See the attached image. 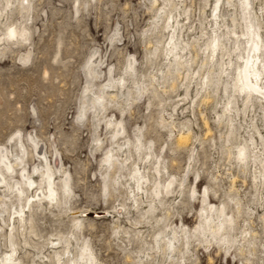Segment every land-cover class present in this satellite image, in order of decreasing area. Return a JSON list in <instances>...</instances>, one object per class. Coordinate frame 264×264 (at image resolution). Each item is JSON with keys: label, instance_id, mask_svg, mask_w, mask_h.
<instances>
[{"label": "rangeland", "instance_id": "374dc122", "mask_svg": "<svg viewBox=\"0 0 264 264\" xmlns=\"http://www.w3.org/2000/svg\"><path fill=\"white\" fill-rule=\"evenodd\" d=\"M153 1L0 0V37L4 38L0 46V148L11 151L13 160L17 154L25 153L24 165L31 173L35 166L44 164L41 159L44 156L52 165L57 161L61 174L64 171L69 174L72 191L62 205L33 208L35 235L18 237L20 264H52L45 256L61 252L62 244L68 241L74 254L82 242H88L98 264H264V187L255 185L256 169L248 158L240 156L247 169L236 162L235 148L242 142L240 135L249 139L251 128L246 125L253 115L264 135L263 111L256 108L246 117H237L243 128L238 124L233 136L225 118L219 117L224 93L207 102L202 99L207 94L203 90L199 97L195 95V84L207 78L208 66L203 63L202 49L211 33L209 14L214 0H173L170 4ZM253 2L255 25L264 38V0ZM226 9L229 14H236L237 8ZM168 13L182 17L185 25L182 34L189 41L190 56L193 59L198 56L188 70L190 74L181 70V76L173 73L158 84L153 75H158L159 69L166 70L162 47L167 32L163 33L161 25L153 27L156 19H163ZM237 21L235 25L229 24L240 35L242 21ZM10 26L15 28L12 36L8 33ZM94 52L98 56H92ZM91 57L93 61L99 57L101 64L90 65ZM129 62L133 65L126 78L139 81L142 93H134L137 88L130 83L132 97L128 103L119 98L108 99L105 109L101 108V114L95 117L92 108L95 95L109 80L123 75ZM87 86L89 92L85 91ZM110 119L122 121L124 136L132 142L134 161L138 162V154L133 147L140 140L143 158L150 146L154 159L158 156L162 165L160 177L150 169L151 182L146 184L150 188L147 201L156 204V209L145 203L134 207L127 187L114 183V179L122 183L128 179L129 168L105 169V154L117 147L110 143L113 131L108 127ZM182 133H190L187 145L178 140ZM255 136L261 144L259 135ZM240 148L243 150V145ZM17 170L7 178L11 186L21 181ZM182 178L185 184L178 193ZM172 180L176 182L172 184ZM158 181L162 191L159 197L153 189ZM3 192L5 198L0 203L5 201L7 209L1 204L0 211L8 219L9 211L13 212L18 202L8 189L0 188V194ZM204 201L216 206L227 203L232 223L236 220V236L245 226L251 232L245 247L233 246L225 253L219 243L205 242L199 235L190 238L189 247H180L178 256L184 259L181 263H172L163 253H155V240L161 232L170 234L182 224L191 231L197 229L196 214ZM234 201H240L242 211L238 215V202ZM106 210L115 217L80 218L75 214ZM59 240L63 242L61 245H52ZM4 246V236L0 235V253L6 250Z\"/></svg>", "mask_w": 264, "mask_h": 264}, {"label": "bare ground", "instance_id": "6f19581e", "mask_svg": "<svg viewBox=\"0 0 264 264\" xmlns=\"http://www.w3.org/2000/svg\"><path fill=\"white\" fill-rule=\"evenodd\" d=\"M171 1L173 0H163L165 4H170ZM153 2H158V0H154ZM253 4V0H214L211 14H209V17H211V20L209 21L211 33L208 37V41H206L205 43L204 49H202V54L204 55L203 63L204 65L208 66V70L206 73L207 78L205 82L196 83V91L194 90L196 96L200 94V90H203L205 93H207L204 98L202 97L204 102L209 101L218 93H224L225 99L221 103L222 113L219 115V117L225 118V124L231 127V131L230 129L229 131L233 136H235L236 132L238 131L237 125L239 124V126L242 127L239 122L237 123V117H241V115L246 117L248 116L249 111L251 112L252 110L254 112L256 108H260L263 111L264 117V38L259 32L258 27L255 25L256 13L252 10ZM10 5H8L7 7H9ZM227 6H233L237 9L239 8L240 10L236 9V12H234L236 14L232 15V12L231 14L227 12ZM25 10L27 9L25 8ZM3 11L5 10L3 9ZM1 12L2 11L0 10V13ZM25 14H27V12ZM237 19L242 21V31L240 32V35L235 34V30L233 31L234 28L232 29V25L229 24V22H231L232 24L238 22ZM160 21L163 22L160 24ZM159 25H161L160 27H162L163 33L164 31H166L167 33L165 35L166 39H163L165 41L163 42L164 44L162 47V55L165 60L166 70L163 71L162 69H159V74L153 75V78L158 82V84L164 82L166 78L170 77L173 73L181 76V70L188 71L190 66L195 63V59L198 56L197 54L195 55V57L193 56L195 59L190 56V51H188L189 41L186 42L184 40L185 38L183 37L182 32L185 25L183 24V20L180 15L177 16L170 13L163 19H156L153 28L155 29ZM13 28L14 27L10 26L8 31V33L10 32L11 36ZM3 39L4 38L1 36L0 46L3 45ZM193 44L195 45V43ZM195 50L196 49H194V51ZM96 55L98 56L97 52H94L92 56L96 57ZM233 57L236 58V61L233 60ZM100 61L101 60L99 57L95 61H93L91 57L90 65L98 67V63L101 64ZM132 65V62H129L124 69L123 75L117 78V80H109L108 83L103 86L102 91L99 94L95 95L92 107L95 117L99 116L100 111L105 109L108 99L117 100L119 98L122 102L128 103V101H130L132 97V88L129 87L130 83H132L134 87L137 88L134 93H142V90L138 89L140 88L138 87L140 85L139 81L134 80L133 82H131L126 78L132 68ZM217 67L218 72L216 71ZM94 74L95 76L98 75V71L95 72V69ZM190 78L191 76L189 77V79ZM224 78H226V80H224ZM191 79L193 80V78ZM191 79L189 82H192ZM89 90L90 88L89 86H87L85 91L89 92ZM120 91L123 93L122 95L119 94ZM250 120L251 123L249 125H246V127L251 128L249 129V139L243 138L240 135L243 143L239 141L240 143H237L238 145L236 144L237 146H235V148L237 149L236 153H238L236 162H238L243 169H247V163H244L245 161L243 162L240 156L244 155L246 158H248V161L251 162L250 164H252V167L256 169V171L254 170L255 175L253 177L256 182H254L255 185L259 187L262 185V187H264V135L261 133L256 117L253 115ZM239 121L241 122V120ZM108 127L113 129L110 136L112 141L110 142L111 146L115 145L117 147L110 148L105 154V169L114 170L117 167L121 169L129 168V178L124 180L123 183L119 179H114V183L122 184L124 187H127L126 189L130 197L129 199H131V204L134 207L137 208L145 203L148 204L151 209H156V204H151L152 202H148V192L150 188L148 187V190L146 186L148 182H151L149 181L148 176L149 170H153L159 177L162 170V165L158 159V156L156 157V159H154V155L151 152V149L153 147H148L146 156L143 158L140 155L139 151L141 147V140L140 143L134 145L133 148L136 149L135 151L138 154V162H136L133 160V154L131 150L132 142L129 138L124 136L125 128L122 121L110 119L108 120ZM189 131L191 132L190 129ZM136 132H138L137 129ZM256 133L261 139V144H259V142L257 141L258 138L256 139ZM189 135L190 133L179 134V142L183 145H187ZM134 136L137 137V133H134ZM121 139L123 140L122 144L119 143ZM241 145H243V150H241L240 148ZM21 151L24 152L23 145H21ZM119 152H122L121 156H119ZM10 156H13L11 151L4 147L0 148V188L8 189L11 192V196L13 195L18 202V205L14 206L13 212L10 209L9 213L6 212L9 216L8 219L2 217L3 211H0V235L4 236V247L6 249L3 253H0V264H20L22 262L19 256L18 240L20 238L18 239V237L21 236L25 238L28 234L35 235L31 219V211L33 210V208L35 206L43 205H62L66 203L68 195L70 194V192H72L69 181V174H67L66 171L61 174V166L58 165L57 161H54V165H52V162L48 163L47 158L44 156L43 158H41L44 164L41 163L40 166H35L33 168V173H31V171H28L26 166L24 165L23 159L25 153L22 156H19V154H17L18 157L15 160L10 158ZM16 168H18L17 171L19 172V178L21 179V181L11 186L7 183V178L12 177V175L16 172ZM58 174L59 176H57ZM35 177H39L40 180L37 181ZM105 177H107L106 174H104V178ZM171 182L173 184L176 181L172 180ZM184 184L185 178H182L178 182V193L182 192ZM105 185L107 187V184ZM14 187H16V190H13ZM153 189L155 191V196L159 197L162 193L159 181L158 185H156ZM207 194L208 193L206 192V195ZM1 198H5L4 192L0 194V200ZM203 198H205V195ZM3 202H1L0 205L2 204L4 206ZM159 202H161V199L159 200ZM234 202H238L236 204L237 206L235 205L237 207L236 215H238V213L240 214L242 211L240 201ZM96 212L97 211H94L93 213ZM103 212L106 215L115 217V215L111 211L106 210ZM116 212L120 213L119 210ZM73 213L74 212H70L69 214ZM87 213L89 212L79 211L75 214L79 215L80 218H86ZM196 215L198 218V225L196 227L197 229L194 231L189 230L182 224L179 229H170V234H163L161 232L162 234L160 233L155 240V253H157L158 255L160 253H163V255L166 256L172 263L175 261L181 263L184 259L178 256V254L180 253V247H189L190 238L192 237L202 235L205 242L214 241L215 243H219V246H221L220 249H224L225 253H228L233 246H238L239 248L245 247L246 243H248L249 239L251 238H248L251 232L246 226L240 231V233H238L239 236H236L237 233H234V231L236 230L234 227V222L236 220L234 219L235 221L233 220L234 222L232 223L230 213L227 211V203L225 202L221 203L219 206H216L204 201L203 207H201L198 214ZM92 218L100 217L96 216ZM123 233L127 234V231L123 229ZM231 233H234L235 235H232ZM253 235H256V233L253 232ZM61 243L63 242L59 240L56 243L52 242V245L58 247L59 245H61ZM87 243L82 242L78 247L79 251L74 254L72 250H70V242L68 241L66 245L62 244L64 245V248L61 252L54 251V255L45 256L47 259L46 261L51 262L52 264H98L93 250ZM24 244L28 245L26 239H24ZM153 258H155V256H153Z\"/></svg>", "mask_w": 264, "mask_h": 264}, {"label": "water", "instance_id": "95a60500", "mask_svg": "<svg viewBox=\"0 0 264 264\" xmlns=\"http://www.w3.org/2000/svg\"><path fill=\"white\" fill-rule=\"evenodd\" d=\"M86 216H89V217L92 218V217H96V216L105 217V216H108V215H106L103 211H97L96 213L89 212V213L86 214Z\"/></svg>", "mask_w": 264, "mask_h": 264}]
</instances>
